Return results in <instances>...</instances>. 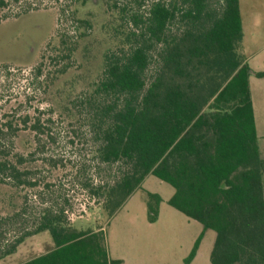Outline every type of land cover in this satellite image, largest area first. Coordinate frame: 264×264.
<instances>
[{
  "label": "trees",
  "instance_id": "obj_1",
  "mask_svg": "<svg viewBox=\"0 0 264 264\" xmlns=\"http://www.w3.org/2000/svg\"><path fill=\"white\" fill-rule=\"evenodd\" d=\"M77 5L99 6L108 19L109 43L98 51L97 70L79 90L60 87L63 77L86 69L92 50L94 25L79 15ZM0 6L8 3L0 0ZM69 9L72 33L57 29L36 75L43 78L44 93L59 99L52 113L89 132L93 158L122 165L113 184L86 183L93 196L104 198L108 218L152 174L173 186L168 203L203 225L184 264L195 259L207 230L216 232L212 264H264V157L250 89L253 71L241 50L240 1L70 0L55 11L60 21ZM153 59L157 67L148 76ZM256 75L264 77V71ZM19 122L37 138L50 136L41 117L24 115ZM13 129L14 120L6 119L0 139ZM26 162L22 155L4 154L0 146V183L8 176L17 188H38L41 183L30 178ZM161 202V195L147 192L152 223ZM65 212L44 208L32 231L0 249V259L28 236L48 231L53 247L25 264L122 263L109 257L102 228L78 229ZM2 224L0 214V241Z\"/></svg>",
  "mask_w": 264,
  "mask_h": 264
},
{
  "label": "rangeland",
  "instance_id": "obj_2",
  "mask_svg": "<svg viewBox=\"0 0 264 264\" xmlns=\"http://www.w3.org/2000/svg\"><path fill=\"white\" fill-rule=\"evenodd\" d=\"M5 1L8 6H0V125L6 119H13L14 129L4 130L0 146L4 154L10 153L12 158L15 155L27 158L24 167L31 169L30 178L38 179L41 185L35 189L17 188L8 176L0 183V214L3 217L0 249L7 247L15 237L32 231L41 211L53 207L56 210L64 208L69 222L78 229L102 228L108 251L114 259L124 258L127 264H136L142 256L143 264H184L203 225L168 203L174 193L173 186L150 174L142 188L108 218L103 210L104 198L93 196L86 183L113 184L121 175L122 165L104 164L94 159L89 132L79 122L70 123L60 118L58 112L52 113L51 105L57 108L59 99L53 100L54 96L44 93L40 86L43 78L37 77L36 69L41 56L47 55L49 42H55L59 27L72 33L74 23L70 19V9L61 21L55 12L65 8L70 0ZM75 7L81 17H89L93 22L94 31L89 42L92 50L87 56L86 69L81 68L75 76L63 77L60 87L72 85L79 90L97 70L98 51L109 44L104 26L108 19L100 14L99 6ZM255 12L260 24L252 39L250 24ZM242 16L245 39L241 50L247 56L256 55L251 59L255 65L264 58V0H242ZM173 28L178 29L179 24ZM156 67L157 61L153 59L148 76ZM255 100L259 132L263 135L264 97L256 93ZM24 115L45 119L50 136L37 138L35 132L19 122ZM53 160L58 164L55 167ZM147 192L158 193L163 198L161 217L156 223L150 222L147 216ZM22 207L24 210L16 215ZM215 238L214 230L206 232L192 264H212L210 254ZM50 243L53 240L48 231L30 235L13 254L0 259V264H25L48 251Z\"/></svg>",
  "mask_w": 264,
  "mask_h": 264
},
{
  "label": "crops",
  "instance_id": "obj_3",
  "mask_svg": "<svg viewBox=\"0 0 264 264\" xmlns=\"http://www.w3.org/2000/svg\"><path fill=\"white\" fill-rule=\"evenodd\" d=\"M240 1V10H241V15H242V0H239ZM256 13L257 12H255V14H254V18H253V20H252V22H251V26H252V29L250 30V32H251V38L253 39V35H254V30L259 26V18H257V17H255V15H256ZM242 22H243V33H244V37H243V40L245 39V23H244V19H243V16H242ZM243 52V51H242ZM244 53V52H243ZM244 55L246 56V61L249 63V65H250V67H251V69H252V71H253V73H252V75L250 76V89H251V94H252V101H253V107H254V113H255V119H256V126H257V133H258V140H259V146H260V150H261V154H262V156L264 157V134L262 135L260 132H259V126H258V122H257V116H256V100H255V97H256V93H258L261 97L263 96L264 97V77H258L257 75H256V72H259V71H264V58L262 59V60H258L257 62H256V64L254 65L253 63H251V59H253L254 57H256V55L254 56H252V55H250V56H247L245 53H244ZM262 139H263V142H262ZM163 199V198H162ZM163 201V200H162ZM147 216H148V213H147ZM160 217H161V207H160V214H159V218H158V220L157 221H159V219H160ZM156 221V222H157ZM156 222H153V223H156ZM98 230V229H97ZM208 231V230H207ZM206 231V232H207ZM206 232H205V234H206ZM204 237H205V235H204ZM203 237V238H204ZM196 241V240H195ZM202 241H203V239H202ZM195 243V242H194ZM202 243V242H201ZM53 243H50L49 244V246L52 248L53 247ZM200 247H201V245H200ZM50 248V249H51ZM49 249V250H50ZM108 249V248H107ZM199 250H200V248H199ZM199 250H198V252H199ZM47 252V251H46ZM45 253V252H44ZM190 253V252H189ZM108 254H109V257L111 258V259H114L111 255H110V253H109V251H108ZM197 255H198V253H197ZM197 255H196V257H197ZM196 257H195V259H196ZM118 259H121L122 260V263L121 264H127V262H126V259H124V258H118ZM185 259V258H184ZM194 259V260H195ZM193 260V261H194ZM193 261H192V263H193ZM144 263V260H143V257L142 256H140V258H138V262H136V264H143ZM191 263V264H192Z\"/></svg>",
  "mask_w": 264,
  "mask_h": 264
}]
</instances>
